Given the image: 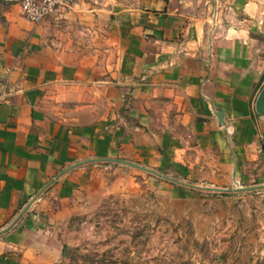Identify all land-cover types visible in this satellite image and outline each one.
<instances>
[{"label": "crops", "instance_id": "0c3cea01", "mask_svg": "<svg viewBox=\"0 0 264 264\" xmlns=\"http://www.w3.org/2000/svg\"><path fill=\"white\" fill-rule=\"evenodd\" d=\"M74 1L32 24L0 0V231L32 202L0 236V264L51 261L60 235H91L77 217L132 173L59 177L80 162L264 184V0Z\"/></svg>", "mask_w": 264, "mask_h": 264}, {"label": "rangeland", "instance_id": "374dc122", "mask_svg": "<svg viewBox=\"0 0 264 264\" xmlns=\"http://www.w3.org/2000/svg\"><path fill=\"white\" fill-rule=\"evenodd\" d=\"M128 168L77 217V233L91 235H60L61 254L37 264H264V188L253 189L264 184L218 188Z\"/></svg>", "mask_w": 264, "mask_h": 264}, {"label": "built area", "instance_id": "2783aa9c", "mask_svg": "<svg viewBox=\"0 0 264 264\" xmlns=\"http://www.w3.org/2000/svg\"><path fill=\"white\" fill-rule=\"evenodd\" d=\"M5 5H17L23 18L32 23L39 24L47 17L69 11L74 0H1Z\"/></svg>", "mask_w": 264, "mask_h": 264}, {"label": "water", "instance_id": "95a60500", "mask_svg": "<svg viewBox=\"0 0 264 264\" xmlns=\"http://www.w3.org/2000/svg\"><path fill=\"white\" fill-rule=\"evenodd\" d=\"M254 111L255 113L258 115V116H264V85L262 86L255 102H254ZM218 121L221 123L223 122V115L222 113H217L216 115ZM95 163H113V164H119V165H123V166H127V167H131V168H134V169H137V170H140V171H144L146 173H150V174H153V175H159L157 174L156 172L152 171V170H149L147 168H143V167H140L138 165H135V164H131V163H127V162H124V161H120V160H114V159H92V160H88V161H84V162H80V163H77L65 170H63L60 174H59V177L64 175L65 173H68L69 171L75 169V168H78L80 166H83V165H87V164H95ZM160 176V175H159ZM171 180V179H170ZM171 181H174V180H171ZM52 183H49L46 187H44V189H42L35 197L34 200H36ZM261 188H264V185L263 186H259V187H256V188H253V189H261ZM32 204V202H30L20 213L19 215L14 219V221L8 225L5 229L1 230L0 231V236L3 235L4 233H6L7 231H9L18 221L19 219L24 215V213L29 209L30 205Z\"/></svg>", "mask_w": 264, "mask_h": 264}, {"label": "trees", "instance_id": "16d2710c", "mask_svg": "<svg viewBox=\"0 0 264 264\" xmlns=\"http://www.w3.org/2000/svg\"><path fill=\"white\" fill-rule=\"evenodd\" d=\"M66 249H65V247H64V249H63V254H64V251H65Z\"/></svg>", "mask_w": 264, "mask_h": 264}]
</instances>
